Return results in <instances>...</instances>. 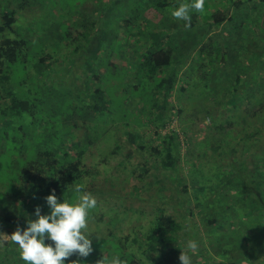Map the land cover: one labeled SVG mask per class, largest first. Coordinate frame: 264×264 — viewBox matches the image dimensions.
I'll return each mask as SVG.
<instances>
[{"label": "trees", "instance_id": "1", "mask_svg": "<svg viewBox=\"0 0 264 264\" xmlns=\"http://www.w3.org/2000/svg\"><path fill=\"white\" fill-rule=\"evenodd\" d=\"M30 1L19 11L29 13L33 8ZM70 1L71 7L60 12L56 8L64 21L54 14L49 24L39 27L36 20L29 35L17 24L18 9L8 8L1 14L0 145L9 149L17 173L13 172V183L0 197V223L13 227L2 230L0 224V241H4L0 264H11L20 257L18 246L6 235L17 227H27L29 203L38 198L53 192L59 197L75 185H84L95 198L121 200L112 190L91 184L97 171L85 160L93 148L101 161L126 146L129 157L136 154L140 158L129 176L155 187L148 197L131 198L149 206L148 211H140V215L147 212L151 216L145 234L132 238L114 235L125 264H141L142 259L129 251L135 246L144 250L146 259H150L148 254L155 259L162 256L158 264H171L186 250L189 240L199 245L198 252L189 253L192 264H264V33L257 32H264L260 26L264 0H257L258 18H252L255 0H248L255 6L247 14L241 9L242 0H231L225 10L204 17L207 28L203 33L197 32V12L193 11L191 26L185 27L184 21L180 28L188 41L184 48L174 42L178 28L151 32L145 42L132 35L139 27L133 19L142 17L143 5L164 11L170 7L164 0H124L130 3L125 8L137 2L136 7L115 17V25L110 23L114 18L110 7L118 0ZM49 33L53 43L46 40L42 43L45 49L42 45L35 48ZM132 45L138 48L134 50ZM180 75L183 80L177 89ZM37 79L49 94L56 84L55 91L70 97L60 115L65 122L55 116L44 118L36 103L41 94L33 86ZM198 85L202 92L193 91ZM177 90L185 98L184 106L171 101ZM198 113L208 121L200 131L201 150L195 158L184 160L190 128L199 127ZM86 116L99 133L83 144L79 139L83 134L73 131L71 138L67 131L74 129V119L81 121ZM16 119L40 130L60 124L37 145L49 146L30 156L33 150L22 153L24 146L16 142L22 136L9 129ZM136 124L151 128L155 139L146 130L139 132ZM115 129L120 138L114 144L110 138ZM205 146L207 156L206 151L201 152ZM211 153L215 155L209 156ZM191 178L196 179L197 188L190 191ZM98 221L93 223L99 229L102 220Z\"/></svg>", "mask_w": 264, "mask_h": 264}, {"label": "rangeland", "instance_id": "2", "mask_svg": "<svg viewBox=\"0 0 264 264\" xmlns=\"http://www.w3.org/2000/svg\"><path fill=\"white\" fill-rule=\"evenodd\" d=\"M27 0H0V22H1V14L3 11H11L13 8L16 10L18 9V13L16 15V18L18 19V25L20 28H22L24 34L29 35L32 33V30L35 29V23L36 20H38L37 26L45 25V23L49 24V18L52 17V15H56L59 17L57 20L64 21L65 18L63 16H58V13L56 14V8L60 12L61 9H64V7L69 8L70 0H32L30 2H33V8L32 10H29V13H24V11H19V9H22V6L24 2ZM231 0H205V10L202 13L197 12L196 16V26L198 27L197 32L203 33L206 28L207 24L204 21V17L206 15L212 14L213 12L217 10H225L227 8V5L229 4ZM45 2V4L43 3ZM165 4L170 3V7L167 10L162 11L161 9H157L159 11H156L153 7L148 5L147 3L143 5V9L140 11L141 18L139 19H133L134 20V26H139L138 31L133 30L132 35H137L138 37H143V42H145L151 32L154 31H164L169 30L172 31L176 28L177 31L174 36V42L175 45H178V48H184L187 47L188 41L184 38L185 31H182L181 25H183V20H177L172 17L171 12L175 8H177L181 3H188L190 0H164ZM243 5H241V9L247 13H251V8L255 6V2H250L248 0H242ZM137 2L133 3L131 7L125 8L124 6H129V2H124V0H118L113 2V6L110 7V12H113L114 18L110 20V23L112 22L113 25H115L117 16H120L121 13L125 11H131V9H135ZM259 3H256L257 8L254 11V14H250L252 18H258L261 17V9L259 7ZM169 6V5H168ZM71 7V6H70ZM14 10V9H13ZM42 11L44 14H42ZM76 12L79 14V11L76 8ZM110 14V13H109ZM139 14V13H138ZM33 17H30V16ZM62 15V14H61ZM244 16V15H243ZM21 17H24L23 19ZM75 18L78 16L75 15ZM79 18V17H78ZM41 24V25H39ZM32 26V27H31ZM261 28L264 29V17L262 18V21L260 23ZM45 27V26H44ZM44 27H42L39 31H41ZM65 27V26H64ZM260 34H263L264 32L257 31ZM256 32V33H257ZM41 33V32H40ZM51 33L48 34V37L39 39V43L35 44V48H44V43L46 40L53 43V37L49 36ZM134 39V36H132ZM146 39V40H145ZM134 45V44H133ZM132 45V46H133ZM138 46H133V49L136 50ZM174 51H178V48L174 47ZM45 49V48H44ZM71 50V48H70ZM68 54V53H67ZM60 55V51L58 53ZM175 58L177 56L175 55ZM64 63L65 60H62ZM27 72L30 74L32 73V70L27 69ZM197 77L198 75H193ZM183 78L181 75L178 77L179 84L177 85V89L181 86ZM183 85V83H182ZM35 89H39L41 94L38 95V100L36 101L37 105L41 109V112L43 113L44 118L46 116H55L60 117L63 110H65L66 101L70 99L69 96L62 94V92L55 91L58 90L59 85H56V89L53 90L50 94L48 91L43 87L40 80L37 79L35 81V84H33ZM202 85H198L195 90H198L202 92L201 90ZM204 92V91H203ZM177 94V95H176ZM189 96V95H188ZM171 101L173 105L176 103L180 104L181 106H184L186 104L185 98L181 97L178 90L176 93H174L171 96ZM51 114V115H49ZM87 114V113H85ZM117 115H120L119 113H116ZM199 114V113H198ZM203 114H199L197 116V124L199 127H191V133H189L187 142L188 146L190 147L183 150V154L186 153V157L184 160L195 158V155L200 152L201 148L198 146L199 142V136L200 131L202 132L205 130V128L208 125L207 119L205 117L203 118ZM24 119V118H23ZM131 121H135L134 118H130ZM63 122H65V119H61ZM200 121V123H199ZM67 122H70L68 120ZM66 122V123H67ZM73 127L74 129L70 128L72 130L69 132V129L67 131L68 135L72 138L73 131L80 134H83V137H79V139L84 144L87 139H93L95 140L97 134L99 131H96L93 127L94 124L93 121L88 120V116L80 119H74L73 121ZM136 122V121H135ZM134 122V123H135ZM81 123H85L84 125H81ZM56 124V125H55ZM52 126H47L45 129H36L35 127H27V124L22 122L20 119H16L14 122V125L10 127L9 129L11 131H17L21 137L17 138V143H21L24 148H22V153L26 154L29 153L30 149L33 150V152L30 153V156H35L37 150H44L49 145H41L40 147L37 145L40 144V139H42V136H48L54 131V126L59 125L60 123H55ZM200 124V125H199ZM137 130L139 132H144L146 130L148 133V136L153 137L151 128H140L138 124H136ZM151 127V126H150ZM172 127L175 128V123L172 124ZM93 128V129H92ZM9 129L6 131L8 133ZM19 129H22L19 130ZM143 129V130H142ZM193 129V130H192ZM116 132L112 135L110 133L111 138L110 140L113 141V143H117V141L120 138L118 129H115ZM142 130V131H141ZM3 133L0 131V134ZM22 134H25L23 137ZM12 136V134H11ZM28 136V137H26ZM155 139V138H154ZM106 142V141H104ZM197 143V144H196ZM105 144V143H103ZM234 145V144H233ZM17 149L15 150L17 153H15L16 156L21 155L20 145H17ZM28 146V147H27ZM32 146V147H29ZM187 146V145H186ZM16 146H13V149ZM102 147H104L102 145ZM208 148V147H207ZM206 146L202 148V151H206ZM104 151H106L109 148H103ZM8 148L7 146H4L3 144L0 145V197L3 196L5 193L8 192L7 185H11L13 183V178L15 176H12L16 172V164L12 163V156L11 154H8ZM128 146L121 152L113 153V156H107L108 159H104L100 161V155L99 153L93 148L90 152H87L88 156L86 157V164L89 167H95V170L97 171V174L95 175V179L91 182V184L95 186H101L104 190H112V192L115 195H120L121 200L117 199H111L112 196H103V197H97V206L95 209L91 210L89 213L88 218V229H87V235H89L91 241H92V248L93 251L87 256V257H80L78 254L74 253L72 256L67 258L65 260V264H73V262H77V264H105V261L113 256H119L116 242L117 239L114 235L118 237H124L129 236L130 238L137 236L140 237L143 234H145L147 228L149 227V221L151 219V216L147 214V212H144L142 215H140V211L146 209V211L149 210V206L145 203L139 204L137 201H133L131 198H138L139 196L148 197L150 193H153V189L155 187L151 186L149 184H146V181H139L131 176H129V171L133 166H136L140 162V158L134 154L133 157H129L128 155ZM3 151H6V153H3ZM111 149L109 150V152ZM74 151H71V154H73ZM215 154L211 153L209 156H214ZM240 155V152H239ZM205 156V157H206ZM235 156H238L236 153ZM204 159V158H203ZM199 159V161L203 160ZM107 162V163H106ZM127 168V169H124ZM17 173V172H16ZM192 181V178L191 180ZM196 179L192 181L188 188L191 191L192 189L197 188ZM89 181H86L85 184H88ZM113 185H112V183ZM149 182V181H148ZM84 186V185H83ZM92 186V185H91ZM85 187V186H84ZM77 194L72 191V189L65 194L57 197L58 202H63L64 200H67L68 202H75L77 199ZM76 196V197H75ZM94 196V195H93ZM95 197V196H94ZM125 197V199H123ZM31 198V197H30ZM7 202V201H5ZM8 203V202H7ZM29 203V218L31 221H35L37 219L35 215V209L39 207L40 214L41 215H47L50 212V208L46 203V197H41L36 200V202L32 205ZM2 202H0V218H1V209ZM3 206H7L4 204ZM4 208V207H3ZM99 220L101 222V227L97 228V223H93L94 220ZM1 221V220H0ZM98 221V222H99ZM3 222V221H2ZM1 224V223H0ZM7 228H13L9 224H6L5 226L1 224V229L4 230ZM46 243H52L51 241L46 240ZM142 243V241L140 242ZM130 249L129 251L132 253H135L138 258L142 259L141 264H158L160 262L159 259L162 258V256L157 257L156 259L151 254H148L150 256V259H146V253H144V250L141 249L140 251L136 248ZM4 254H2L1 258ZM255 259H252L254 261ZM123 264L126 263L125 260H122ZM125 262V263H124ZM171 264L177 263L181 264L179 258L175 261L174 259L171 260ZM11 264H25V262L21 259V257L17 258L14 262L11 261Z\"/></svg>", "mask_w": 264, "mask_h": 264}, {"label": "clouds", "instance_id": "3", "mask_svg": "<svg viewBox=\"0 0 264 264\" xmlns=\"http://www.w3.org/2000/svg\"><path fill=\"white\" fill-rule=\"evenodd\" d=\"M204 10L205 0H190L172 10L171 15L177 20L185 21V27H190L191 13H202ZM72 191L77 194L75 202L64 199L63 202H58L53 192L46 197L50 208L47 215H41L37 207L35 221H29L23 230L17 227L11 235H6L18 246L25 264H65V260L74 253L87 257L93 251L92 241L86 233L89 213L96 208L97 200L81 185H75ZM46 240L52 243H46ZM3 243L4 241H0V245ZM198 250V242L189 240L186 250L181 251L179 256L181 264H192V255L189 253L195 254ZM105 264H123V261L119 256H113Z\"/></svg>", "mask_w": 264, "mask_h": 264}]
</instances>
